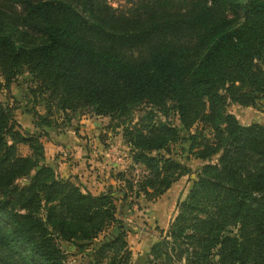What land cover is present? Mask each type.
I'll return each mask as SVG.
<instances>
[{
    "label": "trees",
    "instance_id": "trees-1",
    "mask_svg": "<svg viewBox=\"0 0 264 264\" xmlns=\"http://www.w3.org/2000/svg\"><path fill=\"white\" fill-rule=\"evenodd\" d=\"M19 75L37 131L0 100V264H67L61 241L88 264H129L118 208L131 173L92 193L45 163L50 116L65 124L83 108L127 121L136 195L155 199L191 172L172 142L205 161L148 264H264V122L224 109L264 98V0H0V89Z\"/></svg>",
    "mask_w": 264,
    "mask_h": 264
},
{
    "label": "rangeland",
    "instance_id": "rangeland-1",
    "mask_svg": "<svg viewBox=\"0 0 264 264\" xmlns=\"http://www.w3.org/2000/svg\"><path fill=\"white\" fill-rule=\"evenodd\" d=\"M131 0H108L114 7H120L127 4ZM23 75V74H21ZM19 75L17 82H13L8 89H0V100L8 102L12 105L14 117L21 120L22 128L28 130L30 123H33V110L31 112L25 111L24 108L28 107L29 100L27 92L31 83ZM30 109L34 107L35 111L39 113L45 112L41 102H35ZM27 109V108H26ZM224 109L233 113L238 121L242 124L251 122H264V98L258 97L254 105L243 106L237 102L230 101L229 99L224 104ZM138 110L133 111V120L137 116ZM167 116L171 121L178 123L175 111H167ZM85 114L82 119H86L89 123L90 133L94 132L95 136L102 142L107 149V155L113 160L110 164L111 168L108 171V177L112 178L111 185H107L104 189L108 190L110 187L123 186L117 179V172L122 171L123 176H128L131 173L134 178V185L132 190L129 191L130 195L123 201L121 207L118 208V215L122 218L123 224L126 229V239L129 249L131 251V258L129 264H148L147 250L151 242L156 240L162 232H164L173 220L174 216L179 211V202L186 198L188 190L191 187L192 181L196 179L195 170L201 166L205 161L193 157H187L186 142H172L169 144V151L172 157H175L181 163L191 167V172L181 175L175 180L169 188L155 199L148 200L141 193L136 195L135 192L138 184L135 183L138 174L142 171V166L135 163L132 159L131 152L132 146L124 141L123 126L127 123L124 118L115 117L110 120L108 116H99L90 112L89 109L83 108L74 113V119L78 120ZM77 116H79L77 118ZM162 120L165 118L163 115L159 116ZM52 124L51 127L46 129L49 131L47 136L41 139L49 138L52 140L54 132H62L65 124L59 117V111L50 116ZM124 119V120H123ZM93 121H97V125H92ZM79 125V122H77ZM37 131V129H36ZM88 134H85L87 137ZM185 135V133H183ZM25 145V144H24ZM60 153L65 158L72 156V151L61 146ZM18 150L22 154L25 153V147L22 143L18 144ZM58 151V152H59ZM29 152V149H28ZM27 152V153H28ZM118 163V164H117ZM105 170V169H104ZM104 174V173H103ZM100 174L98 173L97 176ZM26 180V177L19 179V182ZM77 182V180L72 179ZM79 183V182H77ZM125 184V183H124ZM126 186V184L124 185ZM101 192V191H100ZM121 194H116V202L119 205ZM59 243V240H58ZM62 249L65 251L67 264H88L86 252L77 251L73 244L69 242H60Z\"/></svg>",
    "mask_w": 264,
    "mask_h": 264
},
{
    "label": "crops",
    "instance_id": "crops-1",
    "mask_svg": "<svg viewBox=\"0 0 264 264\" xmlns=\"http://www.w3.org/2000/svg\"><path fill=\"white\" fill-rule=\"evenodd\" d=\"M84 116L85 114L78 120L73 117L64 125L62 132L53 133L52 140L42 139L45 163L53 167L60 176L75 179L87 190L98 193L104 191L107 185L113 182L111 177L107 178V173L111 168L107 162L112 164L113 160L107 155L106 147L93 133L94 130L90 133L89 123L86 119H82ZM18 121L22 125L21 120ZM97 124V121L92 122V125ZM30 126L28 131H36L32 122ZM85 134H88L87 137ZM22 146L25 147V153H27L28 146L26 144ZM61 146L72 151V156L69 158L62 156L59 151ZM98 173L99 176H97Z\"/></svg>",
    "mask_w": 264,
    "mask_h": 264
}]
</instances>
